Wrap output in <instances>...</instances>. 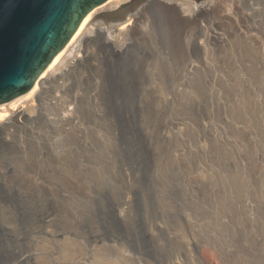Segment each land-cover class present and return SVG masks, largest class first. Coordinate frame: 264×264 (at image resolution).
Returning <instances> with one entry per match:
<instances>
[{"label":"rangeland","instance_id":"rangeland-1","mask_svg":"<svg viewBox=\"0 0 264 264\" xmlns=\"http://www.w3.org/2000/svg\"><path fill=\"white\" fill-rule=\"evenodd\" d=\"M144 3L0 130L1 262L264 264V0Z\"/></svg>","mask_w":264,"mask_h":264},{"label":"water","instance_id":"water-1","mask_svg":"<svg viewBox=\"0 0 264 264\" xmlns=\"http://www.w3.org/2000/svg\"><path fill=\"white\" fill-rule=\"evenodd\" d=\"M107 1L0 0V105L32 91L85 17Z\"/></svg>","mask_w":264,"mask_h":264},{"label":"bare ground","instance_id":"bare-ground-1","mask_svg":"<svg viewBox=\"0 0 264 264\" xmlns=\"http://www.w3.org/2000/svg\"><path fill=\"white\" fill-rule=\"evenodd\" d=\"M220 1L222 0H207L202 1L200 4L190 3L188 0H109L103 5L95 8L93 11H91L83 20L81 26L79 27L78 31L76 32L73 39L69 41V43L63 48L62 53H58L54 60L49 64L47 67L45 73H42L38 80L36 81L34 88L32 91H29L25 95H23L21 98H18L16 100H13L9 103L0 105V130L5 129L6 127L13 124L14 120H17L18 117L21 119L31 117L30 114L34 113V103L41 99V96L46 89L48 83L53 80L56 77H59L66 73L69 68H72L73 65L77 62H79L82 58L80 57V53L82 52L84 45L87 41L93 40L99 37L100 35H104V32H107L108 30L104 27L103 22L99 21V19L102 16H105L108 12H111L112 10L123 7L122 9H125L128 7V5L132 4H138L145 2L143 9L149 5L152 7H155L158 5L161 7H176L178 8L182 14L186 15H192L196 11L200 10H206L210 11L213 7H215ZM216 8V7H215ZM214 8V9H215ZM139 9V10H143ZM138 12V11H137ZM140 12V11H139ZM138 12V14H140ZM142 14V12H141ZM196 14V13H195ZM137 17V16H136ZM119 21L123 22L126 21L127 17L125 15H121L118 17ZM126 18V19H125ZM129 21V20H128ZM126 21V23H128ZM121 23V24H123ZM116 28L117 25H115ZM125 27V26H123ZM119 30V28H118ZM109 32V31H108ZM107 37L104 38V44L109 47L110 50L114 53H119L124 48V43L118 44L119 36L116 38H112V36L109 33H106ZM19 123V122H18ZM0 187L2 185L0 184ZM0 192L1 188H0ZM1 197V196H0ZM1 233H4L5 230L8 231V233H4V236L8 237L9 240L16 241L18 238L13 233H11V230H8L4 225L1 223ZM6 232V231H5ZM0 233V234H1ZM1 235V237H4ZM6 237V238H7ZM1 239V238H0ZM4 239V238H3ZM3 242V240H1ZM7 242V239H6ZM10 242V241H9ZM8 242V243H9ZM4 244V243H3ZM5 245V244H4ZM8 245V244H7ZM11 247V244H9ZM8 245V247H9ZM3 246V245H2ZM2 246L0 247L2 249ZM4 247V246H3ZM13 247V246H12ZM6 248V247H4ZM10 249V248H9ZM8 250V249H7ZM9 251V250H8ZM7 251V255H8ZM1 252V251H0ZM5 252V251H3ZM9 253H15V249H10ZM5 254V253H3ZM38 255H28L27 259H35ZM4 257V256H3ZM2 257V258H3ZM6 260V259H5ZM21 262H23V259H20ZM1 262V261H0ZM8 262V261H7ZM6 264V261L1 262V264ZM8 264V263H7ZM20 264V263H19Z\"/></svg>","mask_w":264,"mask_h":264}]
</instances>
